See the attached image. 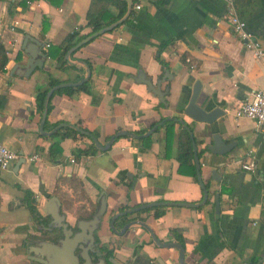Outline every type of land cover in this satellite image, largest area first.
Segmentation results:
<instances>
[{
	"label": "crops",
	"instance_id": "0c3cea01",
	"mask_svg": "<svg viewBox=\"0 0 264 264\" xmlns=\"http://www.w3.org/2000/svg\"><path fill=\"white\" fill-rule=\"evenodd\" d=\"M31 1L28 6L24 0H0V41L8 57L0 72V142L23 158L19 166L18 158L0 171V264H40L29 259L32 250L40 241L56 242L61 237L60 229H46L51 218L43 210L50 197H58L64 221L77 231V224L91 218L103 195L106 211L94 232L95 247L103 255L91 253L93 262L103 257L106 264L109 258L121 264H160L159 260L179 264L178 250L156 245L143 226L134 224L119 235L112 231L110 219L144 203L201 200L196 176L187 169L179 171L180 123L172 121L169 128L165 122L159 125L150 135L148 149L120 136L108 150L81 156L74 163L70 162L74 151L86 148L88 139L60 140L40 132L36 90L46 86L49 76L60 82L78 81L86 75V65L92 93L52 95L44 130L68 123L94 132L105 143L119 130L141 134L167 117L183 119L192 130L208 190L202 206H157L163 209L161 216L155 209L139 211L123 221L119 217L116 229L136 219L162 242L175 241L172 230H177L184 239L185 264H264V136L252 120L233 115L254 90L264 89V58L254 57L231 32L226 0H132L131 12L123 19L128 8L124 0L125 12L115 20L122 22L67 57L70 47L61 58L67 34L89 31L84 26L92 0ZM136 1L139 10L133 8ZM234 5L264 46V0H234ZM109 9L118 12L113 5ZM26 35L45 43L44 65L27 77L10 76L16 65L28 60L22 49ZM165 41L168 44L160 50ZM184 57L192 59L194 68ZM158 58L166 63L165 69ZM197 80L201 83L197 103L225 112L211 124L183 113ZM149 84L160 89L166 104ZM214 133L225 143H235L229 153L208 152ZM54 142L62 153L52 161L49 150ZM247 153L257 164L255 174L241 169L242 162L251 158ZM33 154L40 156L38 161L29 159ZM213 169L219 182L212 178ZM28 198L44 223L33 219Z\"/></svg>",
	"mask_w": 264,
	"mask_h": 264
},
{
	"label": "water",
	"instance_id": "95a60500",
	"mask_svg": "<svg viewBox=\"0 0 264 264\" xmlns=\"http://www.w3.org/2000/svg\"><path fill=\"white\" fill-rule=\"evenodd\" d=\"M128 4L127 13L125 14L124 18L127 17V15L131 12V6H132V0H125ZM123 19H120L118 21H115L112 24H109L98 31H95L88 35L87 37L81 39L78 41L75 45H73L67 52V57L69 54L79 48L81 45H83L85 42H87L89 39L104 33L106 31L111 30L112 28L116 27L120 22L123 21ZM44 42L38 41L37 39L26 35L22 42V49L25 53L28 55V60L26 64L16 65L14 69L11 71L10 76L13 74L20 75L27 77L29 76L34 70L41 69L44 65L46 54L42 51L44 47ZM33 45V48L31 47ZM87 73L84 75L81 79L75 82H61L54 86H52L45 95V100L43 104V110H42V118L39 124L40 132L43 135H54L60 128L62 127H68L72 128L88 137H90L92 143L94 146L100 150V151H106L108 150L114 140L120 136H127L131 137L133 139H142L145 137L150 136L154 130L161 125L164 122L167 121H175L180 123L184 129L187 130L189 133V136L192 139V150H193V158H194V165H195V176L199 183V186L202 190V198L197 203H185V202H173V201H155V202H149L144 203L141 205L134 206L132 208L123 210L115 214L110 219V227L114 233H117L119 235H122L126 233V231L134 224H139L146 228L150 235L152 236L153 241L156 245L165 247V248H175L178 250V260L179 264H185L184 262V248L182 244H180L177 241H168V242H162L160 241L153 233V231L143 222L133 219L127 221L123 227L119 230L116 229L114 222L119 217H126L127 215H131L133 213L142 211L144 209H148L151 207H157V206H163V205H182V206H190V207H199L206 203L208 198V190L205 185V183L202 181L201 173H200V163L199 158L197 155V147L196 143L193 137V133L191 128L184 122L183 119L176 118V117H167L163 119L162 121L154 124L149 130H147L144 133L138 134L136 132H131L127 130H119L115 134H113L105 143H101L96 136H94L91 132L81 129L80 127L76 125H71L68 123H60L56 125L52 130L45 131L44 130V122L47 115V103L50 99L51 95L58 89L66 87V86H78L86 81L89 80L90 77V69L86 65ZM19 70V71H18ZM150 88L157 94L160 98L163 104H166L164 95L160 91L158 87H154L153 85L149 84ZM201 90V83L199 80L195 81L191 95L189 97L188 103L183 109V113L190 117L191 119L211 124L217 118L224 115L225 112L220 107H213L211 109H206L203 106H200L197 103V99L199 96ZM211 142L212 144L207 145V150L209 153L214 155H225L231 151V149L234 147V142L225 143L222 139L221 135L218 133H214L211 136ZM23 162V158L19 157L17 166L20 165V163ZM217 174L216 170H212V178L215 181H220L218 178L215 177ZM215 204L216 207H218V194H216L215 197ZM44 213L45 215L50 216L51 222L48 224L49 231H52L53 228H57L61 230V237L57 239L56 242H49V241H40L39 245L35 247L34 250H32V254L29 256V259L36 261L40 264H106L103 257H100L97 262H93L91 253H95L97 256H102L100 249H97L95 247L94 242V232L99 226V223L102 219V216L104 215L106 211V197L103 195L99 199V206L94 212V214L91 216V218L87 220H82L77 224V231L73 229L68 223L64 221V215L60 212V201L57 196H52L46 203L44 207ZM110 262V264H121L118 261H116L113 258H109L107 260ZM160 264H164L163 261L159 260Z\"/></svg>",
	"mask_w": 264,
	"mask_h": 264
},
{
	"label": "trees",
	"instance_id": "16d2710c",
	"mask_svg": "<svg viewBox=\"0 0 264 264\" xmlns=\"http://www.w3.org/2000/svg\"><path fill=\"white\" fill-rule=\"evenodd\" d=\"M26 3V0H24ZM50 3H57L54 0H48ZM135 1V0H134ZM27 5V3H26ZM115 6L118 9L117 14H113L111 13L109 7L110 6ZM125 8H126V3L124 0H92L91 5L88 9L87 15H86V23L84 27H88L89 31L87 33H82L80 34L79 31L80 30H75L72 31L71 33L67 34L64 38V40L62 41V49L60 50V54H59V58H61L63 55L66 54L67 50L72 47L73 45H75L78 41H80L81 39L85 38L86 36L90 35L91 33L98 31L99 29L103 28L104 26L109 25L110 23H112L113 21H115L116 19L120 18L124 12H125ZM46 25H44V29H45ZM168 44V41H165L163 43H161L160 45V50H162L166 45ZM59 49V47H58ZM159 62L161 63V66L163 69H165L166 63L158 58ZM189 66V68L194 67V65L192 64V59L186 58L184 57L183 59ZM8 61V57L6 55V50L2 44V42L0 41V72L4 71L5 65ZM61 62H63V60H60ZM62 64V63H61ZM62 66V65H61ZM61 83L58 79H55L51 76L48 77L46 86L43 88H38L36 90L35 93V97H34V101H35V109L36 111H38L39 113L42 112L43 110V104H44V100H45V95L47 93V91L54 85ZM90 79L78 86H66L63 88H60L58 90H56L52 95L54 94H66L68 96L73 95L76 92L79 91H83L86 93H92L91 89H90ZM51 95V96H52ZM51 98V97H50ZM51 108V104H50V99L48 100L47 103V110H49ZM165 125L169 128L171 127V125H173L172 121H168L165 122ZM143 131H140L139 133H142ZM92 134L95 135L94 132H91ZM137 133V132H136ZM55 136L63 139V138H85L88 139L90 141L89 145L86 148H79L76 151H74V159L75 161L81 157V156H88V155H93L95 154L98 149L94 146V144L92 143L90 137L72 129V128H68V127H64L59 129L56 133ZM136 142L140 145L141 149H148L151 147L152 144V140L151 137H145L142 139H135ZM62 153L61 150V146L59 143L54 142L49 150V158L52 161H55L56 158ZM177 161L179 163V171L185 172L186 169L190 171L191 176H193L195 178V167H194V163H193V150H192V139L189 136V133L187 132L186 129L182 128L180 135H179V150H178V154H177ZM219 195H218V203H219ZM28 204V208L30 210V213L33 217V219L35 221H37L38 223H44V218L41 217L40 213L38 212L37 208L29 201H27ZM151 209H155V214L157 217L161 216V214L163 213V209L161 207H151L148 209H144L142 211H149ZM126 217H123L122 221L125 219ZM172 236L174 238L175 241L179 242L180 244H182V246L184 245V239L182 237V235L175 229L172 230Z\"/></svg>",
	"mask_w": 264,
	"mask_h": 264
},
{
	"label": "built area",
	"instance_id": "2783aa9c",
	"mask_svg": "<svg viewBox=\"0 0 264 264\" xmlns=\"http://www.w3.org/2000/svg\"><path fill=\"white\" fill-rule=\"evenodd\" d=\"M31 0H26L28 6H31ZM227 13L226 19L231 32L243 42L244 46L251 51L254 57L264 58V46L257 39L255 34L247 28L245 19L240 16L234 5V0H226ZM135 10L141 9V4L136 1L133 5ZM48 45H46L47 47ZM194 68V67H192ZM235 118H247L253 121L255 129L264 136V89L254 90L249 98H246L240 105L233 109ZM248 160L242 162L241 169L255 174L257 171V164L252 159L250 153H247ZM19 158L18 153L12 150L6 144L0 142V171L6 170L10 167L12 162ZM40 156L33 154L30 156L31 161H38ZM70 162L74 163L75 159L72 156ZM264 193V188L262 189ZM264 197V196H263ZM264 206V199L262 201Z\"/></svg>",
	"mask_w": 264,
	"mask_h": 264
}]
</instances>
